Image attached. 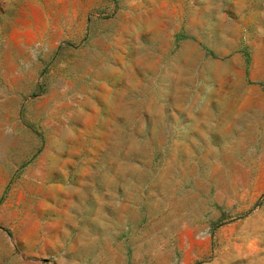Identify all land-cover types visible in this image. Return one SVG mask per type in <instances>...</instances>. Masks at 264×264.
Segmentation results:
<instances>
[{
  "label": "rangeland",
  "instance_id": "1",
  "mask_svg": "<svg viewBox=\"0 0 264 264\" xmlns=\"http://www.w3.org/2000/svg\"><path fill=\"white\" fill-rule=\"evenodd\" d=\"M0 264H264V0H0Z\"/></svg>",
  "mask_w": 264,
  "mask_h": 264
}]
</instances>
